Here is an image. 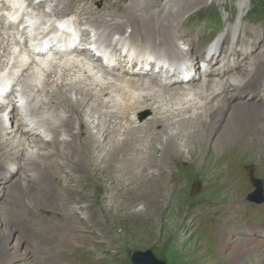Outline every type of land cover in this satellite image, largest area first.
I'll return each mask as SVG.
<instances>
[{"label": "bare ground", "instance_id": "1", "mask_svg": "<svg viewBox=\"0 0 264 264\" xmlns=\"http://www.w3.org/2000/svg\"><path fill=\"white\" fill-rule=\"evenodd\" d=\"M52 1L0 0L1 35L5 33L9 36L12 34L10 31L19 35L18 41L16 39L17 46L9 52L1 48L3 45L0 43L1 52H5L0 57V90L10 86L11 90L14 89L13 93L10 90L0 95V264H10L14 260L30 264L33 263L34 256L42 252L44 255H53L49 254V247L40 248L37 242L32 243L31 248L24 247L23 239L17 237V227L19 222L38 213L35 210L48 203L49 198L42 194V190L46 187L47 178H51L46 173L49 174L52 167L50 164L45 169V166L48 165L46 162H51L50 158L59 156L60 153L64 158L75 157L74 164L81 175L87 177L92 172L109 179L111 174H115L118 183L130 181V177L125 178L123 172L128 174L131 168L128 169L125 165L133 164L134 168L147 169L151 164L161 168L162 164L168 162L169 165L171 161H175L171 159V155H179L181 146L196 161L202 159L210 151V147L214 149L212 155L219 158L226 145L232 144L242 135L247 137L244 139L249 141L250 144H247L252 150L249 152V162L258 163L264 160V98L260 101L249 95L250 89L260 86L264 89V74L260 67L264 60V49L254 54L255 48L250 43L237 41L232 43L231 51L224 59L215 63L222 53L224 40L240 29L243 17L236 21L233 29L227 28L220 33L213 43L198 47L197 59L188 62L187 53L179 51L180 42L188 43L187 48L190 51L196 49V45L194 39L188 38L187 31L193 28L187 25L185 19L181 21V17L209 0L168 1V5L166 3L164 8L156 11L151 8L155 2L149 6H139L138 1L134 3V0H130L133 6H128L121 17L115 13L120 11L119 7L109 8V13L104 16L105 8H92L86 3L77 7L76 15H71L67 13V4L60 6L63 0L55 1L51 7L48 3ZM238 3L240 14H244L246 1L239 0ZM47 5L49 11L45 10ZM68 17L73 19L72 27L68 28L76 35L72 39V34L62 33L64 38L59 41L66 47L71 46L78 35L89 39L92 31L101 44H108L112 35H118L116 38L119 44L134 50L133 54L139 61L147 53L167 63L183 61L188 69V79L179 78L185 72L175 73L172 74L173 85L164 87L156 79L152 80L146 75V71L152 68L151 62L144 64L140 70L132 66L133 70L116 75V70L101 69L95 59L90 58L91 62H88L85 51H78L76 47L63 53H59L57 49L53 51L55 39L49 34L53 35L55 32L54 18ZM38 19L43 21H37ZM125 22L131 30L128 35L120 32L126 25ZM185 28L186 31H183ZM215 30L211 27L209 32ZM201 50L203 52L200 54ZM239 50L243 53H239ZM203 54L210 60H204ZM230 61L235 63L232 69L229 67ZM199 63L206 64L209 70L204 72V68L199 67L202 68L204 78L196 84ZM215 68L220 69V73H215ZM41 74H45V78L42 79ZM224 77L225 82L222 81ZM153 89L158 94L148 93ZM38 92L44 100L41 105L36 104L40 105V111H35L33 102L26 96ZM138 92L141 94H137ZM246 96L253 100L243 98ZM107 98L109 102L104 105ZM16 104L21 108V119H17L14 112ZM163 106L166 108L163 109ZM5 109L11 110L9 116L15 119L7 127H4L5 121L2 119ZM85 109L89 113L83 114ZM144 112H151V118L146 120L148 122L144 121L146 128L142 129L144 122L139 120V116ZM53 114L56 118L59 114H74L75 122L68 116L52 124ZM174 117L182 119L176 124L170 123ZM123 122L127 127L121 133L125 132L127 135H124L123 140L122 137L116 140L115 133H119V127L123 128ZM61 132H67L70 139H52L55 133L60 136ZM39 134H42L40 138L33 137ZM164 134L165 138L161 139ZM45 141L53 145L51 152H40V147L44 149L48 145ZM158 142L161 143V157L155 162L150 153ZM9 146L8 152L4 153L3 148ZM24 147L35 149L36 156L21 157V149ZM125 148L127 151L122 152ZM83 152L88 153L80 157L78 154ZM106 156L107 159L102 162L101 159ZM16 170L19 171L15 176L8 175H13L11 173H16ZM3 173L9 177L3 178ZM147 179L143 175L138 183L148 182ZM155 179L156 177L152 180L154 189H159ZM250 232V228H245L240 233L227 228L219 231L217 251L221 254L222 261L226 264H252V261L255 264H264V233L257 232L253 236H247ZM74 239L76 236L71 241H65V244L73 243ZM60 247L61 244L59 250ZM213 257L215 260L212 263L217 264V259L214 255ZM51 258L52 256L48 257L49 261ZM46 263L43 259L42 264Z\"/></svg>", "mask_w": 264, "mask_h": 264}, {"label": "rangeland", "instance_id": "2", "mask_svg": "<svg viewBox=\"0 0 264 264\" xmlns=\"http://www.w3.org/2000/svg\"><path fill=\"white\" fill-rule=\"evenodd\" d=\"M55 1L57 2V0H53L48 5H53ZM135 1L139 2H137L139 6L142 4L149 6L150 3L155 2L151 8L156 11L164 8L168 1L173 0H148L146 3L145 0H134L133 2L135 3ZM245 1L247 6L244 9V14H240L238 10L239 0H209L206 4L192 9L186 13L187 15L181 17V21L185 19L186 23L188 22L187 25L193 28V30L187 31L188 38L194 39L196 45V49L190 51L187 48L188 43L180 42L179 51L187 53L186 59L188 57L190 59H187L188 62L195 59L191 56L197 53L202 45L216 40L220 31L223 32L231 27L233 29L240 17H243L240 29L230 36L227 43H234L235 40L240 43H250L253 49L255 48L254 54L264 49V0ZM62 2L63 4L60 6L67 4V13L71 15H76L77 7L83 3L90 4L92 8L102 6L106 12H104V16L109 13V8L119 7L120 11H112L118 13L120 17L126 13L128 6H133L130 0H63ZM48 5L46 11H49ZM37 21H43V19ZM211 27L216 29L215 32H209ZM130 31V27L126 23L120 32L128 35ZM183 31H186V28ZM10 32L12 34L9 36L0 33V43L3 45L1 48H5L8 52L17 46L16 39L17 41L19 39L16 32ZM114 33L116 34V31ZM112 36L108 39L109 41H113L118 35ZM207 36L210 37L207 38ZM227 52L228 50L224 48L223 57ZM2 54L5 55V52H1L0 57ZM202 65L199 63L197 67L196 84H199L204 78L202 77L204 76L201 72L202 68H199ZM260 67L264 74V60ZM41 78H45V74H41ZM225 80V77L222 78V81L225 82ZM13 90H11L12 93ZM22 90H25L24 87ZM148 93L158 94L156 89ZM26 98L33 102L35 111H40L41 101L44 99L39 92L30 93ZM243 98L249 101L253 100L248 96ZM108 102L107 98L104 105ZM39 103L40 105L36 106ZM3 106H5V102H3ZM164 108L166 107L163 106ZM9 113L11 110L7 109L2 116L5 121L4 127H7L10 121L15 120L9 116ZM84 113H89V111L85 109ZM54 114L56 115V113ZM54 114L51 119L52 124L68 116L73 118V123L75 122L74 114H63L62 116L59 114L57 118ZM150 116L151 112H144L139 116V120L144 122L150 119ZM180 120L179 117H174L169 122L176 124ZM145 124L144 122L142 129L146 128ZM122 125V129L118 128L119 133L118 131L115 133L116 140H120L121 137L123 140L124 135H127L125 132L121 133L127 127L124 122ZM131 128L134 129V127ZM191 132L193 131H189V133ZM55 134L52 139L56 138L58 141L70 139L67 132H61L60 136ZM34 136L40 138L42 134ZM160 138L164 139L165 134ZM244 138L247 137L242 135L232 144L226 145L219 158L212 155L214 149L210 147V151L202 159L196 161L195 157L188 154L186 148L181 146L179 155H171V159L175 161H171L169 165L166 162L161 165V168H156L151 164L147 169L134 168L133 164L125 165L128 169L131 168L128 174L123 172L125 178L130 177V181L124 180L123 183H118L115 180V174H111L109 179L90 171L87 177L81 175L74 164V156L64 158L60 153L59 156L50 158L52 163L46 162L48 165L45 166V169H48L51 164L52 168L49 174L46 173L47 177L51 178L46 177V187L42 190V194L49 198L48 203L35 210L38 213L29 215L27 220L19 222L17 230L19 233L22 232L17 233V237L20 236L23 239L24 247L31 248L32 243L37 242L40 248L49 247V254L53 255H44L42 252L35 255L34 259L32 257L33 263L30 264H42L43 259L49 264H132L130 257L135 251H149L154 258L164 264H214L212 263L215 260L213 255L217 259V264H226L217 251V234L221 229L227 228L229 231L240 233L245 228H250L251 232L247 233V236H253L257 232L264 233V160L258 163L249 162L251 161L249 152L252 150L247 144L249 141ZM46 145L44 149L40 147V152L52 151L51 142H46ZM154 147L150 156L156 162L161 157V143H155ZM9 149L10 146L4 147L2 151L5 153ZM21 150V157L24 158L35 157L37 154L35 149L24 147ZM126 151L125 148L122 152ZM87 153L83 152L78 155L83 157ZM106 159L107 156L101 160L104 162ZM87 169L89 170V168ZM18 171L12 172L13 175H8L15 176ZM142 174L146 176V179L148 178V182L138 183ZM8 175L3 173L2 177H9ZM154 177H156L155 182L159 189H154V182H152ZM8 181L9 179L6 182ZM253 181H258L261 189L262 199L256 203H251L248 200V196L255 191ZM230 194H235V196ZM0 199H2L1 195ZM75 236V243L65 244ZM60 244L61 250H59ZM71 245H73L72 248ZM49 256H52L50 261ZM10 264L29 263L14 260ZM252 264H255V261H252Z\"/></svg>", "mask_w": 264, "mask_h": 264}, {"label": "water", "instance_id": "3", "mask_svg": "<svg viewBox=\"0 0 264 264\" xmlns=\"http://www.w3.org/2000/svg\"><path fill=\"white\" fill-rule=\"evenodd\" d=\"M254 187L256 190L249 195L248 199L251 202H260L261 201V189H260V183L258 181H253ZM132 264H164L163 262L158 261L154 256L151 254V252H141V251H135L131 254L130 257Z\"/></svg>", "mask_w": 264, "mask_h": 264}]
</instances>
